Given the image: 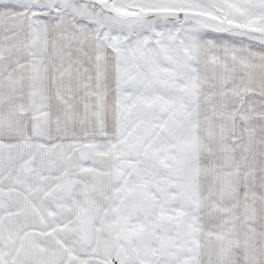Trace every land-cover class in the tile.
Listing matches in <instances>:
<instances>
[{
    "label": "snow or ice",
    "instance_id": "6c2138e0",
    "mask_svg": "<svg viewBox=\"0 0 264 264\" xmlns=\"http://www.w3.org/2000/svg\"><path fill=\"white\" fill-rule=\"evenodd\" d=\"M0 264H264V0H0Z\"/></svg>",
    "mask_w": 264,
    "mask_h": 264
}]
</instances>
